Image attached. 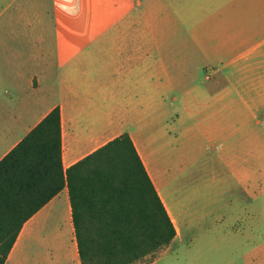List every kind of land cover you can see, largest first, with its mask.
I'll use <instances>...</instances> for the list:
<instances>
[{
	"label": "crops",
	"instance_id": "1",
	"mask_svg": "<svg viewBox=\"0 0 264 264\" xmlns=\"http://www.w3.org/2000/svg\"><path fill=\"white\" fill-rule=\"evenodd\" d=\"M12 5L17 20L0 23V162L55 108L64 174L128 133L176 227L172 244L194 174L172 151L204 138L219 196L233 203L221 236L264 264V0H33L24 19ZM3 264H82L67 185L23 224Z\"/></svg>",
	"mask_w": 264,
	"mask_h": 264
},
{
	"label": "trees",
	"instance_id": "2",
	"mask_svg": "<svg viewBox=\"0 0 264 264\" xmlns=\"http://www.w3.org/2000/svg\"><path fill=\"white\" fill-rule=\"evenodd\" d=\"M54 129L56 137L43 134ZM67 185L82 264H150L176 227L128 133L63 172L55 108L0 162V264L23 224Z\"/></svg>",
	"mask_w": 264,
	"mask_h": 264
},
{
	"label": "rangeland",
	"instance_id": "3",
	"mask_svg": "<svg viewBox=\"0 0 264 264\" xmlns=\"http://www.w3.org/2000/svg\"><path fill=\"white\" fill-rule=\"evenodd\" d=\"M31 1L33 0H19L23 19L25 18V6ZM11 2L13 3V0H0V23H14L17 20L15 8L14 5L11 6ZM18 22L22 21L19 19ZM203 81L204 73L201 71L195 82L202 84ZM181 105L182 102L179 99L177 102L179 110ZM185 128L180 124L172 131L174 135H179V131ZM159 129V127H152L149 131L155 134L159 132ZM163 142V139L159 140V143ZM193 149L197 152L194 153ZM215 149L213 142L204 138L195 139L194 136H190L189 139L181 138L178 150L172 149L174 150L172 154L180 162L178 166L190 163V170H194L192 180H187L185 185L188 192L184 201L188 214L180 217L182 239L160 249L150 264H261L260 257L256 259L252 256L250 249L241 238L224 239L221 236L223 230L230 226V223L224 220L223 215L229 208L232 211L233 203L228 201L230 199L228 196L220 198L218 185L212 178L214 169L217 167V159L213 157ZM198 153L201 157L196 162L194 156L195 154L198 156ZM228 203H231L230 206ZM55 220L59 218H51L52 222ZM245 224V219H243L236 222V227H243ZM53 227V224H50L46 232L53 233ZM148 262L149 259L137 264Z\"/></svg>",
	"mask_w": 264,
	"mask_h": 264
}]
</instances>
